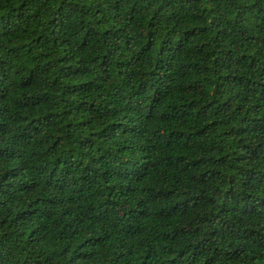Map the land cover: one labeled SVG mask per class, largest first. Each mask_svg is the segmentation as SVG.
I'll return each instance as SVG.
<instances>
[{"label":"trees","instance_id":"trees-1","mask_svg":"<svg viewBox=\"0 0 264 264\" xmlns=\"http://www.w3.org/2000/svg\"><path fill=\"white\" fill-rule=\"evenodd\" d=\"M0 264H264V0H0Z\"/></svg>","mask_w":264,"mask_h":264}]
</instances>
